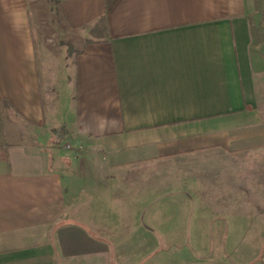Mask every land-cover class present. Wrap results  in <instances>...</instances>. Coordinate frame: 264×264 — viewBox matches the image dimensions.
I'll list each match as a JSON object with an SVG mask.
<instances>
[{"label":"crops","instance_id":"1","mask_svg":"<svg viewBox=\"0 0 264 264\" xmlns=\"http://www.w3.org/2000/svg\"><path fill=\"white\" fill-rule=\"evenodd\" d=\"M109 1L57 0L65 31L86 33L57 108L29 0H0V264H60L54 240L71 264H142V252H153L149 264H254L261 254L234 259L240 245L222 260L207 253L213 236L264 235V0H116L107 10ZM17 122L65 123V141L109 176L87 198L92 225L68 215L65 165L29 146ZM209 153L222 160L186 164L183 177L126 176ZM116 179L134 212L108 207Z\"/></svg>","mask_w":264,"mask_h":264},{"label":"rangeland","instance_id":"2","mask_svg":"<svg viewBox=\"0 0 264 264\" xmlns=\"http://www.w3.org/2000/svg\"><path fill=\"white\" fill-rule=\"evenodd\" d=\"M30 8H31V16L33 22V29L36 35L37 40V49L39 56V65L42 76V82L44 79L47 81L44 85V94L45 98H47L49 103V95L55 98V89L58 94V98L54 100L55 106L59 108V106H64L65 102L68 100V91L69 86L67 88V83L65 82V72L68 71L69 78L74 76V63H75V55H77L78 51L75 48L79 44V39H83L84 33L83 31L79 33L69 34L67 30L65 31L64 27L61 24V14L57 7V0H29ZM264 14V13H263ZM259 10L257 12V17L263 15ZM264 28V24L261 26ZM261 28V29H262ZM264 35V32L262 30ZM264 46V42L262 43ZM72 48L69 50V48ZM52 80L53 82H51ZM55 86V87H54ZM53 103V102H52ZM50 107V106H49ZM60 107V108H61ZM50 111V110H49ZM17 126L21 127V130L24 134H28L25 136V140L29 146L40 149L41 151L48 154L49 158H51L55 162H60V164L65 165V171L67 175L66 186H67V197L69 200L68 207V215L72 216L77 221L83 222L87 225V222L92 225L90 220L91 213L93 210L95 211L94 202H88V200H94L96 196H94V191L98 193V189L96 186H93L94 180L97 178H108L106 176H98V172L95 173L90 170V166L87 165V158L84 156L83 152L75 153L72 150L74 146L71 142L63 140L61 143L54 145L51 142L52 130L47 127H36L31 125H24L23 123H18ZM70 144L71 147L67 145ZM77 146V145H76ZM221 153H209V154H197L188 157H181L178 159H172L165 161V163L158 164V166H146L141 170L130 171L126 175L129 179L138 177L136 174H139V177L144 179L147 178H167L172 177L175 173H179L180 177L184 176V167L186 164L196 163L199 164L201 161H205L207 159H211L212 163H215L216 160H222ZM72 158L75 162V165L72 164ZM62 159L64 161H62ZM178 170V171H175ZM93 177H95L93 179ZM121 177V176H120ZM212 177H216V174L213 173ZM120 179V178H118ZM121 180H113L112 186L120 192L124 190L123 187L119 186V184H123L120 182ZM97 189V191H96ZM130 189L134 190L135 188L129 187V196H133L134 192L130 191ZM89 190H93V195H89ZM124 192H120L115 199L111 200L108 203V207L113 211L116 208L121 210H128V213H132L135 211V203H125L124 200L119 201L118 196H125ZM107 194V193H106ZM109 196V194H108ZM107 196V197H108ZM94 197V198H93ZM113 201V202H112ZM114 207H116L114 209ZM92 210V211H91ZM100 208L97 209V211ZM94 214V213H92ZM82 226V225H81ZM88 226V225H87ZM87 226H82V228L87 232L89 228ZM241 227V226H239ZM241 229V228H240ZM255 230V229H254ZM258 229H256L257 231ZM242 231V230H241ZM67 235L71 236V231H66ZM216 240V244H214V249L210 252H205L209 255V259L222 260V257L227 256V253L233 249L237 245L239 246L238 251H234V259L237 261H244V257L248 254L260 255L257 256L254 264H264V251H258L259 248H263L264 245V235L259 234H239V235H227L224 236H213ZM222 238V239H221ZM55 239V237H54ZM54 244L56 246L54 258L60 260V264H71L70 262H65V259H71V255L73 252L71 250H64L63 253L59 250V246H57L56 240H54ZM249 251V253H248ZM138 254V258L140 252H136ZM153 252H142L143 261L142 264H149V260L151 258V254ZM155 253V252H154ZM171 253V252H170ZM185 253V252H184ZM193 253V252H192ZM180 255V252H172L170 256ZM161 257V256H160ZM164 257V256H163ZM119 257L116 252L112 253V259L117 260ZM162 258V257H161ZM167 259V257L165 256ZM164 259V258H163ZM253 263V262H252Z\"/></svg>","mask_w":264,"mask_h":264},{"label":"trees","instance_id":"3","mask_svg":"<svg viewBox=\"0 0 264 264\" xmlns=\"http://www.w3.org/2000/svg\"><path fill=\"white\" fill-rule=\"evenodd\" d=\"M116 0H110L107 4V10L111 8V6L113 5V3ZM107 30V25L105 24V16L101 17L100 20L98 21V23L91 28L90 33L91 35L97 37L98 35H104V33ZM93 41L92 39H89L88 42ZM72 48L70 47L69 50H71ZM68 134V129L66 124H61L58 127H55L52 129V137H51V142L54 145H57L59 143H61L63 140H65V138L67 137Z\"/></svg>","mask_w":264,"mask_h":264},{"label":"built area","instance_id":"4","mask_svg":"<svg viewBox=\"0 0 264 264\" xmlns=\"http://www.w3.org/2000/svg\"><path fill=\"white\" fill-rule=\"evenodd\" d=\"M67 146H68V147H71L70 144H68ZM72 149H74V152H75V153H78V154H79L80 152L83 151V147L80 146V145H78V146H76V147H74V148L72 147Z\"/></svg>","mask_w":264,"mask_h":264}]
</instances>
